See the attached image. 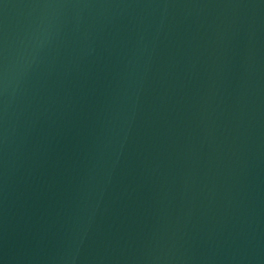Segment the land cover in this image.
Here are the masks:
<instances>
[{"label":"water","instance_id":"1","mask_svg":"<svg viewBox=\"0 0 264 264\" xmlns=\"http://www.w3.org/2000/svg\"><path fill=\"white\" fill-rule=\"evenodd\" d=\"M0 264H264V0H0Z\"/></svg>","mask_w":264,"mask_h":264}]
</instances>
